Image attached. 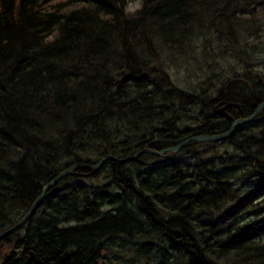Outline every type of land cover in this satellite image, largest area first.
<instances>
[{"label": "trees", "instance_id": "1", "mask_svg": "<svg viewBox=\"0 0 264 264\" xmlns=\"http://www.w3.org/2000/svg\"><path fill=\"white\" fill-rule=\"evenodd\" d=\"M260 15L264 0H0V233L72 167L226 133V106L250 117ZM10 240L0 264H264V108L223 141L77 170Z\"/></svg>", "mask_w": 264, "mask_h": 264}, {"label": "water", "instance_id": "2", "mask_svg": "<svg viewBox=\"0 0 264 264\" xmlns=\"http://www.w3.org/2000/svg\"><path fill=\"white\" fill-rule=\"evenodd\" d=\"M228 108V107H227ZM227 108H223L220 110V113L223 114L224 111ZM264 108V102L262 104H260L258 106V108L256 109V111L254 112V114L246 119H235L232 115L229 114H224L225 117L227 119H229L232 124L229 128V130L225 133V134H220V135H213V136H196V137H191L185 141H183L182 143L178 144L175 147H171V148H167L161 151H153V150H149V149H144L139 151L138 153H136L133 156L127 157V158H122V159H118V158H113V157H107L105 159H103L99 164L95 165V166H86V167H72L64 172H62L61 174H59L56 178H54L51 182H49L43 192L41 193V195L39 196V198L36 200V202L32 205V207L30 208V211L28 213L27 216H25L24 218H22L16 225H14L13 227L9 228L8 231L4 232L2 235H0V239L3 237H6L9 234H13L14 232H16L19 228H21L26 222L27 219L29 218V216H31L33 214V212L35 211L36 207L38 206V204L42 201V199L44 198V196L46 195L47 191L53 187L56 186L59 182H61L64 178L72 175L75 171L80 170L82 168H89L91 167L92 169H99L100 167H102L107 161L109 160H113L115 162L118 163H125V162H129V161H133L136 160L137 158H139L142 155H153V156H159V157H164L167 156L168 153H174L177 154L179 153L183 148L187 147L188 145H192L195 143H204V142H216V141H222V140H226L228 138H230L234 131L236 130V128H238L241 125L247 124L252 122L254 119H256L261 110ZM70 258V254L69 253H64L63 255H61L60 257V261L61 262H65L68 261Z\"/></svg>", "mask_w": 264, "mask_h": 264}, {"label": "rangeland", "instance_id": "3", "mask_svg": "<svg viewBox=\"0 0 264 264\" xmlns=\"http://www.w3.org/2000/svg\"><path fill=\"white\" fill-rule=\"evenodd\" d=\"M139 6H140V2L139 1H132V2H130L129 3V5H128V9H127V11L128 12H130V13H134L138 8H139ZM260 20L261 19H264V15H260ZM261 41H264V37H261ZM262 43H264V42H262ZM264 55V54H263ZM263 59H264V56H263ZM260 62V61H259ZM260 66H258V67H261V64H259ZM174 70V72L173 73H171V75L173 76V78H174V80L175 81H177V80H179V78L181 77V76H179L178 77V74L175 72V69H173ZM254 74H255V76H257V77H261V80L262 81H264V69L262 70L261 68L259 69V68H256L255 69V71H254ZM243 75H245V77L247 76V74H243ZM249 75V74H248ZM180 80H187V79H185V78H181ZM197 80H198V82H197ZM197 80H195L194 82H192V84L190 85L189 83H185V85H180V87H182V88H184V89H186V91H189V92H198V91H202L203 90V85H201L200 84V82L199 81H201L200 79H198L197 78ZM180 84V83H179ZM188 84V85H187ZM223 84H225V83H223ZM222 84V85H223ZM217 85H221V83H218ZM198 87H200L201 89H198ZM218 88V87H217ZM253 115V114H252ZM251 115V116H252ZM193 127H195V126H193ZM222 134H225V133H222ZM234 134V133H233ZM213 135H220V134H213ZM213 135H208V134H206V135H198V136H213ZM194 137H196V136H194ZM185 141V140H184ZM223 141V140H222ZM215 142V141H214ZM216 142H218V141H216ZM204 143H209V142H204ZM201 144H203V143H201ZM148 149V148H147ZM149 150H152V149H149ZM153 151H156V150H153ZM153 156V155H152ZM108 157H113V156H108ZM155 157H158V158H161V157H159V156H155ZM113 158H115V157H113ZM109 161H113V160H109ZM118 163V162H117ZM127 162H125V163H123V164H126ZM154 163H156V162H154ZM119 164H121V163H119ZM101 168V167H100ZM98 170V169H97ZM31 208V207H30ZM30 208H29V210H30ZM38 208V206L36 207V209ZM36 209H35V211H36ZM35 211L33 212V214L35 213ZM32 214V215H33ZM31 217V216H30ZM12 239H14L15 240V237H13ZM14 240H10V241H7V242H5L4 243V246H1V248H0V262H1V259H2V257L3 256H5V255H7V254H9L11 251H12V249H13V244H14Z\"/></svg>", "mask_w": 264, "mask_h": 264}, {"label": "bare ground", "instance_id": "4", "mask_svg": "<svg viewBox=\"0 0 264 264\" xmlns=\"http://www.w3.org/2000/svg\"><path fill=\"white\" fill-rule=\"evenodd\" d=\"M77 166H79V167H81V165H77ZM76 167V166H75ZM83 167V166H82ZM84 167H86V166H84ZM83 169H85V168H82V169H80V170H83ZM44 190V189H43ZM43 190H42V192H43ZM48 192V191H47ZM45 197V196H44ZM39 198V197H38ZM37 198V199H38ZM43 200V199H42ZM36 202V201H35ZM34 202V203H35ZM33 203V204H34ZM41 203V202H40ZM39 203V204H40ZM39 204H38V206H39ZM32 207V206H31ZM29 211L30 210H28L25 214H24V216L22 217V218H24L25 216H27L28 215V213H29ZM32 216V215H31ZM30 219V216H29V218L27 219V221ZM16 225V224H15ZM13 227V226H12ZM9 229H6L5 231H3L2 233H0V235H2L4 232H6V231H8ZM12 234H9V235H7L6 237H3V238H1L0 239V248H1V246H4V243H5V239H7L8 237H10Z\"/></svg>", "mask_w": 264, "mask_h": 264}]
</instances>
